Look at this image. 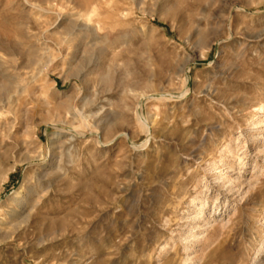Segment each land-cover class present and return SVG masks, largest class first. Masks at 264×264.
Wrapping results in <instances>:
<instances>
[{
	"label": "rangeland",
	"instance_id": "rangeland-1",
	"mask_svg": "<svg viewBox=\"0 0 264 264\" xmlns=\"http://www.w3.org/2000/svg\"><path fill=\"white\" fill-rule=\"evenodd\" d=\"M260 107L264 0H0V264H264Z\"/></svg>",
	"mask_w": 264,
	"mask_h": 264
},
{
	"label": "bare ground",
	"instance_id": "bare-ground-1",
	"mask_svg": "<svg viewBox=\"0 0 264 264\" xmlns=\"http://www.w3.org/2000/svg\"><path fill=\"white\" fill-rule=\"evenodd\" d=\"M71 1V0H70ZM79 22V21H78ZM71 25V24H70ZM78 25V24H77ZM61 26V25H60ZM74 26H76V24L74 25ZM66 27H68V26H66ZM70 29V28H69ZM78 29V28H77ZM76 29V30H77ZM84 29H86V30H88L89 29V26H87L86 24L84 25V23H83V25H81V27H80V31H78V32H76V33H78V34H75L74 32H69V33H66V37H64V38H62V40H64V42H66L67 44H68V46H69V49H71V57L73 58L74 56H75V54H76V51H77V46L76 45H74L72 42L74 41V40H76L77 42H79V40H80V33H81V31L82 30H84ZM68 30V29H67ZM68 34V35H67ZM84 35V34H83ZM82 35V36H83ZM82 38V37H81ZM71 42V43H70ZM75 42V41H74ZM67 46V47H68ZM45 49H48V48H46V47H44ZM43 59L41 60V62H39V66H40V68H39V70L38 71H36V73L35 74H32V75H30L29 76V78H30V80L31 81H34L35 80V77L37 76V74H42L43 73V71L45 70V67L46 66H48V64H49V62H50V55H45L44 57H42ZM38 68V67H37ZM263 110H264V107H260V108H258V112H263ZM50 163V162H49ZM51 164V163H50ZM49 164V165H50ZM211 169H213V168H211ZM227 173H228V171L227 172H225L224 173V175L223 174H221V175H217L216 176V180L217 181H219L221 178H222V183L221 184H223V185H225L227 182H231V181H233L234 179L233 178H231V177H227L226 175H227ZM235 179H238L237 177L235 178ZM226 180V181H225ZM230 190V189H229ZM21 193V191L20 192H18V194H20ZM204 202L203 203H199L198 205H197V207H198V215H197V217H202L203 216V210H204ZM209 222V221H208Z\"/></svg>",
	"mask_w": 264,
	"mask_h": 264
}]
</instances>
